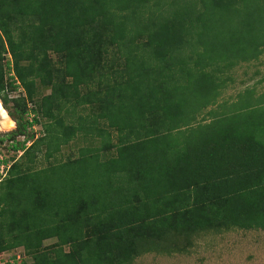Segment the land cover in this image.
Wrapping results in <instances>:
<instances>
[{
    "label": "trees",
    "instance_id": "16d2710c",
    "mask_svg": "<svg viewBox=\"0 0 264 264\" xmlns=\"http://www.w3.org/2000/svg\"><path fill=\"white\" fill-rule=\"evenodd\" d=\"M263 51L264 0H0L16 125L0 145L21 152L0 177V254L21 252L6 264H131L264 230V93L222 99ZM78 133L99 147L62 159Z\"/></svg>",
    "mask_w": 264,
    "mask_h": 264
},
{
    "label": "rangeland",
    "instance_id": "374dc122",
    "mask_svg": "<svg viewBox=\"0 0 264 264\" xmlns=\"http://www.w3.org/2000/svg\"><path fill=\"white\" fill-rule=\"evenodd\" d=\"M6 57L9 59L8 55H6ZM49 57L52 60H56V56L52 54L49 55ZM4 70L5 68H3V71ZM254 71H258L256 75H252ZM232 79L234 80L233 86L228 87L222 92V99H227L237 93L238 90L245 87H253L255 97L264 93V51L257 61L249 65H242L234 70ZM6 83L7 80H3V84L6 85ZM7 95L14 99L17 96L22 97V92L20 89H16L14 92L8 93ZM6 99V104H3L0 100V106L5 117L4 120H0V137L14 131L16 127L10 114L13 103H11V100L8 98ZM27 106L30 107L29 104H27ZM39 121V125L30 129L35 138L37 137L38 139L44 134V128L42 126L45 123L44 119ZM81 134L82 133H78V138L72 139V141L60 149V156L62 159L68 156L72 158L75 157L78 148H84L89 144V140L85 137L82 138ZM15 141L19 143L21 138H17ZM90 142L89 145H91V147H99L100 145L97 140H92ZM30 143L31 142L25 143L24 147H27ZM20 155L21 152H13L8 146L6 147L4 144L0 145V160L6 162L0 165V177L6 174L8 167L16 161ZM53 160L54 159L51 158L48 162H52ZM18 161L22 162V159ZM37 161L34 164L35 168L47 165V161L44 160L43 151L37 154ZM179 239L181 240L179 247L184 245L183 248H179V250L175 251L176 247H174L173 250L168 252H164L162 249L160 251L157 250L137 257L131 264H264V230H230L218 233L204 232L192 237L180 236ZM55 241L56 240L53 239L44 241L43 246L46 248L50 247ZM63 250L67 251V248L63 247ZM20 253L19 248L0 254V264H6V262L9 261L8 257L12 255L20 259ZM24 260L25 263L30 262L29 257H25Z\"/></svg>",
    "mask_w": 264,
    "mask_h": 264
},
{
    "label": "flooded vegetation",
    "instance_id": "af4514ba",
    "mask_svg": "<svg viewBox=\"0 0 264 264\" xmlns=\"http://www.w3.org/2000/svg\"><path fill=\"white\" fill-rule=\"evenodd\" d=\"M0 116H4V115H3V111H2V109H1V106H0ZM1 123H2V121H1Z\"/></svg>",
    "mask_w": 264,
    "mask_h": 264
},
{
    "label": "bare ground",
    "instance_id": "6f19581e",
    "mask_svg": "<svg viewBox=\"0 0 264 264\" xmlns=\"http://www.w3.org/2000/svg\"><path fill=\"white\" fill-rule=\"evenodd\" d=\"M1 119H2V120H4V119H5V117H4V116H0V120H1ZM11 125H12V124H11ZM11 125H10V126H11Z\"/></svg>",
    "mask_w": 264,
    "mask_h": 264
},
{
    "label": "built area",
    "instance_id": "2783aa9c",
    "mask_svg": "<svg viewBox=\"0 0 264 264\" xmlns=\"http://www.w3.org/2000/svg\"><path fill=\"white\" fill-rule=\"evenodd\" d=\"M19 257H15L16 260H18Z\"/></svg>",
    "mask_w": 264,
    "mask_h": 264
}]
</instances>
